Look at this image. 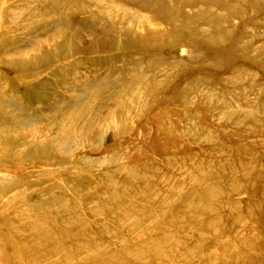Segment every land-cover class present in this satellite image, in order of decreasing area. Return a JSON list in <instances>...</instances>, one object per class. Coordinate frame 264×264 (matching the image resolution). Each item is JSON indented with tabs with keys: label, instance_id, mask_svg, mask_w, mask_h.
Listing matches in <instances>:
<instances>
[{
	"label": "rangeland",
	"instance_id": "374dc122",
	"mask_svg": "<svg viewBox=\"0 0 264 264\" xmlns=\"http://www.w3.org/2000/svg\"><path fill=\"white\" fill-rule=\"evenodd\" d=\"M0 2V22L15 23L0 55V127L24 141L23 157L51 146L22 157L24 182L0 196V226L25 248L8 264H264V0ZM158 2L202 44L169 42L168 61L145 53L142 66L136 49L105 60L106 26L174 35ZM216 19L238 29L235 57L215 52ZM47 54L69 57L43 65ZM20 74L49 79L43 95L26 97Z\"/></svg>",
	"mask_w": 264,
	"mask_h": 264
},
{
	"label": "bare ground",
	"instance_id": "6f19581e",
	"mask_svg": "<svg viewBox=\"0 0 264 264\" xmlns=\"http://www.w3.org/2000/svg\"><path fill=\"white\" fill-rule=\"evenodd\" d=\"M52 3L55 4H71L73 3V5H77L79 2L78 0H51ZM158 6L162 5L161 8L165 9L166 12H164L160 17L163 18L166 21L171 22L172 24V32L174 31V35L168 39L167 32H157L155 34H147V35H139L135 32H133L130 29H125L124 32L122 33H116L115 31H113L112 29H110L109 26H106V32H104L100 38L101 40V45L98 47H101L102 49H105L107 51H112L114 52V55L112 57H107L105 58V60H112L114 62L117 61L118 57H120L121 55H119V51L120 50H124V56L122 57H133L134 52L130 53V49H136L135 52H137L138 55L137 56L140 58L139 61H137V65L142 66V64H146V58L145 53H149L151 56L153 57H161V59L163 61H168V58L165 57L162 53H160V48H164L167 47L166 44L172 41L175 42H183L184 41H188V43L190 42H195V43H201V37L197 36V35H190V39L185 38V35L187 32L182 25H177L179 18H181L180 15V11H178L177 9L174 8H169V5L166 2H158L157 3ZM67 7V6H66ZM152 8H147L154 17H156L158 15V8L155 6H151ZM0 8L4 9V5L2 2H0ZM220 20V21H219ZM214 24L218 27L220 25V29L216 30V34L214 37V41L220 40V42H224L225 46L224 47H219L218 49L215 50V52L217 51L218 54H220V60L224 59V55H226V57H235V55H237V49L235 47V41H231L233 38L230 34V32H235L238 34V29H233V28H229V22H226L225 20H221V19H216L213 20ZM13 21H10L7 16L5 18H3V20L0 22V55L2 54L4 48L7 46V42L6 39L3 41V39L5 37H7L8 35V28H14L13 26L15 25V23H11ZM227 32V33H226ZM226 33V34H224ZM14 38V37H12ZM239 38V37H237ZM236 39V38H235ZM241 39V38H239ZM8 40V39H7ZM164 44V46H160ZM57 47L61 50L62 54H66L69 53V51L75 49L72 46V43L67 42V41H63L62 43L57 44ZM190 53L192 54L193 58L196 59L198 57H205V59H209L207 55L203 54L204 50L199 49L198 47H194L190 49ZM222 53V54H221ZM61 54V55H62ZM51 55V54H47L44 57H42L41 59H39L38 61H42V64H50L51 62L48 60H53V63H56V61H64L66 59H68L69 56H65V57H61L58 60H56V58ZM135 57V56H134ZM133 57V58H134ZM229 57V58H230ZM264 57V55H263ZM262 58V61L259 64L260 68H263L264 66V59ZM138 59V58H137ZM198 61V60H197ZM211 61V59H210ZM217 64L221 65V62H218ZM263 64V65H262ZM173 65L175 68L179 67L177 64H171ZM15 66V68H20V69H24L22 73L26 72L27 66L29 67V64L27 63V61L24 62H15L11 68ZM263 66V67H262ZM264 69V68H263ZM43 70V69H41ZM142 69H139L137 72L138 74H140V79L141 80H145L148 79L149 77V73L147 74H142L141 73ZM30 74V72H29ZM34 74H35V70H34ZM152 74V73H151ZM20 78H22V81L24 82V84L22 83V85H24L25 87H27L28 89H32V91L30 92H25L26 97L33 99L34 97H39L41 95H43L42 90H44V86L48 85V80H41L38 79L36 80V78H34V80H28L27 78H25L24 76H22L21 74L19 75ZM54 77H57L56 75ZM145 81H143L145 83ZM141 82V84L143 83ZM145 85H147L145 83ZM5 127H0V196L5 194L9 189L13 188V187H18L19 185H21L23 178H22V173H19L21 171H24V168L21 166H25V164L22 162L21 164V159L23 157V152L19 151V148L21 146H24V141L20 138H10L8 139L7 137V132L5 129ZM30 152H27L26 155H24L23 158L25 157H29L31 154L34 153H47L51 146L44 142V143H40L38 144V146H31L30 147ZM31 153V154H30ZM18 154V155H17ZM48 161H50V164H55L57 162V160H53V159H47ZM63 161V160H62ZM82 163L88 168V162L83 160ZM14 166H18L14 167ZM74 172H76V174H81L84 173L82 170H78V169H74ZM19 173V174H18ZM22 178V179H21ZM24 182V181H23ZM1 198V197H0ZM13 224L10 222H7L6 224L0 226L1 230H2V239H3V243L9 244L7 247H0V264H8L9 261L13 260V259H18L22 254L25 253V248H23V246H20V242L22 239H19L16 237V234H21L22 232H14L13 234L9 231L10 227H12ZM6 229H5V228ZM60 234V233H57ZM62 236V234H60ZM21 236V235H20ZM12 247L11 251H9L7 248ZM14 247V248H13ZM256 249V248H253ZM7 250V251H5ZM242 254V253H241ZM249 253H244L241 255V257L244 259V261H246L245 259H249ZM4 262V263H3Z\"/></svg>",
	"mask_w": 264,
	"mask_h": 264
}]
</instances>
